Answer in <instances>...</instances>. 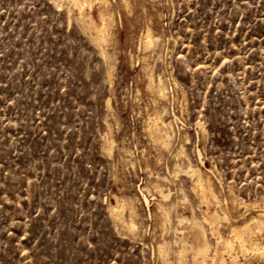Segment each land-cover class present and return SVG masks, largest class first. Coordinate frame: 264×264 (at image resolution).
Wrapping results in <instances>:
<instances>
[{
  "label": "rangeland",
  "instance_id": "obj_1",
  "mask_svg": "<svg viewBox=\"0 0 264 264\" xmlns=\"http://www.w3.org/2000/svg\"><path fill=\"white\" fill-rule=\"evenodd\" d=\"M255 217L264 0H0V264H197L193 220L217 264H264Z\"/></svg>",
  "mask_w": 264,
  "mask_h": 264
},
{
  "label": "bare ground",
  "instance_id": "obj_2",
  "mask_svg": "<svg viewBox=\"0 0 264 264\" xmlns=\"http://www.w3.org/2000/svg\"><path fill=\"white\" fill-rule=\"evenodd\" d=\"M84 2L81 3L80 0H73L74 4L76 5H81V8H83L85 5L87 4H91L92 0H83ZM102 2H106V0H100ZM79 20H80V23L82 25V27L89 31L91 35H93V39L98 43L100 44V42L102 41H105L107 39V36H106V31H105V27L108 23H110V20H111V14L110 13H106V14H103V23L104 25L103 26H100V25H97L91 17H88V15H86L84 12L81 11V14H80V17H79ZM149 30H147L148 32ZM147 34V35H146ZM146 37H145V41H146V45H151L152 43H154V37L152 36V33L148 32L146 33ZM147 47V46H146ZM159 87L158 88V94H161L162 96H166L165 94V88L164 86L160 83V85H158ZM155 91V90H154ZM156 93V94H157ZM161 96V97H162ZM159 97V95H158ZM160 97V98H161ZM158 121V119H157ZM159 122V121H158ZM166 122V121H165ZM157 124V123H156ZM168 124V123H167ZM167 126V125H166ZM156 129V128H155ZM154 129V130H155ZM153 130V131H154ZM152 131V133H153ZM157 131V130H156ZM151 133V134H152ZM155 133V131H154ZM153 133V134H154ZM160 134V133H159ZM156 135V133H155ZM153 138V137H152ZM159 138V137H157ZM161 139V138H159ZM163 143H166V142H163ZM159 144V142H158ZM159 146V145H158ZM163 146V145H161ZM190 170L191 172L193 173V175L196 177L198 183H199V186H200V190H201V196L203 199H207L209 198L208 195L211 194L212 197L214 198V201H217L215 200L217 197L216 195L212 192L211 190V187L208 186L207 183H205L201 177H200V173L197 169H194L193 166H190ZM209 200V199H208ZM213 202V201H211ZM214 203V202H213ZM125 207V206H124ZM114 210L117 212L116 208H114ZM115 213V212H114ZM117 214V213H116ZM261 214V213H260ZM115 215V214H114ZM118 216L121 215L120 211H118ZM116 216V215H115ZM261 216V215H260ZM263 217V216H262ZM261 217V218H262ZM117 218V217H116ZM122 218V217H121ZM205 218V217H204ZM213 218V217H211ZM259 219V218H254V223L257 224V227L259 228V230H262L264 228V221L263 219ZM185 219V218H184ZM207 223H209L211 226L217 224L220 220V217L217 216L216 220H210L208 217L205 218ZM166 220V219H165ZM189 221V219H187ZM193 223V228H192V236L194 238V241L196 242V245L193 246H189L188 245V242H184L183 243V247H184V255L186 254V251L187 253L189 252L188 248H190L192 251H193V256H194V259L197 261V264H208L210 261H215L214 257L213 258H210V255H209V242L207 241L206 239V236H205V231L203 230V228L201 227V225L196 222V221H192ZM129 227V226H128ZM129 228H132V229H136L137 228V225L134 221H131L130 223V227ZM254 230V228H250L249 225L247 226H233L232 229H231V234H230V237L232 238L231 240H226V245L228 248H230V250L232 249V246H233V241L235 242H238L241 249L243 251H255L257 250V244L255 241H253V238L251 239L250 237V233L251 231ZM213 233L212 234H218V238L222 239V236L220 234V231H212ZM162 248L161 247V251H162ZM183 251V250H182ZM181 251V252H182ZM183 253V252H182ZM180 254V253H179ZM231 254V253H230ZM183 255V254H182ZM180 256V255H179ZM232 256V261L231 263H227L226 261H224L223 259L220 260V263L221 264H240L238 259H237V256ZM230 256V257H231ZM186 257V256H185ZM202 259L201 262H198V260ZM185 260V259H184ZM188 261V260H187ZM189 262V261H188ZM194 262V261H193ZM195 263V262H194ZM193 263V264H194ZM215 264L216 261L214 262ZM191 264V263H189Z\"/></svg>",
  "mask_w": 264,
  "mask_h": 264
}]
</instances>
